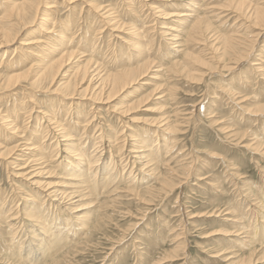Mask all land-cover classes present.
Wrapping results in <instances>:
<instances>
[{
    "label": "rangeland",
    "instance_id": "374dc122",
    "mask_svg": "<svg viewBox=\"0 0 264 264\" xmlns=\"http://www.w3.org/2000/svg\"><path fill=\"white\" fill-rule=\"evenodd\" d=\"M13 1L18 0H0V18ZM42 1L50 3V6L52 3L53 9L49 10L54 12L50 13V19L51 23H55L57 30H61L63 19L71 22L70 29L80 24L81 35L85 32L92 34L94 28L102 31H98L102 35L97 36L94 45L98 50L101 47V52L95 56L90 54L93 62L100 63L102 74H118L120 71L137 68L148 58L155 66L148 72L145 80L149 84L146 85L142 81L127 92H117L110 98L113 102L111 111H107V106L104 105L108 102L106 97V100L102 99V103L98 105L105 107L100 111L102 115L94 121L98 125H93L95 128L91 126L88 135H85L79 144L84 154L85 151L89 153L88 156H91L93 151L102 152L96 157L97 165L93 164L97 167V180L93 174L90 175L92 177L86 185L91 187H83L87 189L83 195L89 196L75 204L73 201L79 197L72 194L71 189H66L65 177L68 174L76 177V165L79 160L64 153L62 145L56 152L55 147L52 148L56 139L50 136L51 132L46 139L38 136V139L44 142L43 150L50 145V152L53 151L57 155L52 156L54 162L49 159L44 165L45 172L34 178L31 174L35 159H28V155L22 157L28 154L22 152V146L27 142L26 139L36 140L31 137L32 129L37 126L35 119L42 121L41 117L49 116L50 110L55 111L56 120L60 124L66 123L65 128L73 125L70 121L76 120L74 113L88 114L92 104L89 98L83 99V95L78 96L76 93V98L60 101L57 94L53 93L56 89L60 90L61 85L69 80L84 61L73 60L71 69L62 72L50 87L49 93L32 88L28 79L22 80L18 84L20 87L17 85L11 91L0 93V111L2 114L13 116L11 119L20 127L18 132L13 134L1 125L0 120V264H242V258L248 257L252 250L258 252L257 258L264 256V142L261 143V153L256 154L252 149L251 151L244 148L245 144L237 142V145L232 139L226 138V131H221L222 127L229 125L238 131L249 132V140L245 141L248 144L250 139L255 137V141L264 140V113L256 116L252 114L256 106H264V68L256 72L252 80L243 82L242 77L247 79L246 72L250 69L251 57L238 67V72L242 68L245 70L241 77L235 71L234 74L222 71L220 73V69L210 71L207 66L201 64L187 68L193 76L188 77L182 74L186 70L181 69V66L191 62L188 58L184 59L183 55H179V58L173 61L166 60L167 55L183 49L208 62L212 61L213 64L209 63L210 68H216L218 63L216 66L215 64L219 61L216 49L219 46L213 45L212 38L206 43L201 42L199 37L186 38L184 33L192 27L197 17L201 16L205 21L208 20L219 34L234 32L236 35H249L250 28L247 25L235 19L232 11L228 13L223 10L232 0H82L72 4L75 11L69 9L71 5L62 3L63 0ZM96 5L100 6L101 10L110 11L118 26L96 16L97 11L93 8ZM174 11L195 16L185 17V21L179 22L169 17L168 13ZM37 17L33 25L22 30L20 39L24 41L14 43L7 48L8 51H0V79H3L5 74L8 75L6 67L12 66L20 73L28 69L31 64L29 62L36 58L33 53H41L34 45H26L35 39H45V32L40 29L45 16ZM88 25L94 27L86 29ZM164 25L174 29L169 31L172 34H184L181 47L171 48L169 37L160 33L165 30ZM117 27L120 28L116 29ZM143 30L153 31L146 34L147 41L141 39ZM61 34L63 38L53 36L57 45L71 39L69 33L61 31ZM149 39L153 42L152 47L146 46L150 42ZM89 40L91 41V38ZM258 45L259 47H255L261 52L260 54L257 51L258 58L264 62V37ZM76 47L73 50L80 54L82 43ZM15 48L18 50L14 53ZM27 50H32L31 55ZM176 59L182 61L180 67H174ZM160 70L164 71V75ZM46 85H49L48 81L43 83V86ZM87 85L88 83L82 85V89L78 88L81 91ZM229 86L238 89V96L250 99L244 103H241V99H231L223 90L229 89ZM170 87L172 92L168 91ZM32 91H35L34 98H29ZM140 95L148 96L144 103L137 102L140 97H144ZM252 97H257V100L254 101ZM70 103L72 109H68ZM246 108L249 109V114ZM91 111L94 113V109ZM167 117H170V123L175 126H172L168 133L164 129L169 127L170 123L167 126L161 123ZM66 119L68 121H64ZM97 127L101 130L99 134ZM22 131L26 139H20ZM107 137L111 138V145ZM135 137L148 140V149H153L152 155L142 161L136 158L135 153L132 154L134 151L130 148V143ZM18 140H22V143ZM115 147L118 148L117 151ZM12 148L15 150L10 154L1 155L5 149ZM112 148L115 150H111ZM112 153L119 156L116 161L118 160L120 166L117 163V166L112 165L108 170L112 181L106 184L107 173L103 174L101 167L109 169ZM64 155L67 158L63 157ZM23 160L25 161L22 162ZM22 167L24 169H20ZM19 171L21 174H17ZM130 176L131 180L136 182L131 190L128 189L131 184L128 183ZM103 177L104 183H101V186L97 184L96 187H99L96 190L94 180L98 183ZM42 182L54 188L43 187ZM165 182L171 186L165 187ZM114 185L119 187V190L112 193ZM17 193L19 196L16 197ZM32 208L39 215L41 227L25 216ZM15 230L17 232L14 233ZM56 238L59 240L53 242ZM229 258L232 259L226 261ZM262 260L259 264H264Z\"/></svg>",
    "mask_w": 264,
    "mask_h": 264
},
{
    "label": "bare ground",
    "instance_id": "6f19581e",
    "mask_svg": "<svg viewBox=\"0 0 264 264\" xmlns=\"http://www.w3.org/2000/svg\"><path fill=\"white\" fill-rule=\"evenodd\" d=\"M62 1V0H61ZM76 1H82V0H63L62 3H65L66 6L71 5L76 2ZM42 2V5H44L43 7L40 6ZM52 2V1H51ZM134 2V1H131ZM56 3V2H55ZM54 3V4H55ZM68 4V5H67ZM49 5V6H47ZM74 5V4H73ZM128 5V4H127ZM130 5V3H129ZM63 6V5H62ZM133 6V5H132ZM40 7L43 9H40ZM61 7V6H60ZM108 7V6H107ZM131 6H129L130 8ZM171 7H176V6H171ZM53 9L52 3L50 6V3H47L46 1L43 2L42 0H22V1H13L10 5H8V10L7 12L0 18V51L2 49H6V51H8V47H10L11 45H13L14 43H19L20 41H24L23 39H20V34L22 33V30L24 31V29L28 28L31 24L33 25V23L36 21V19L38 18L37 16L41 17V16H45L43 18V21H41V23L43 22V24H40V29L41 31L45 32V39L43 41H37L35 39L34 42H31L30 44H26V45H34L35 47H37L41 53H33V56L36 57L34 60L30 61V67L20 73H17L18 71H15V68L11 66V68L6 67L7 71H8V75L7 74H3V79H0V93H4L7 91H11V89H13L15 86H17L19 83H21L22 80L24 79H28L29 83L31 85L32 88H35L37 90H41L43 92H48L50 90V87L56 82V80L62 75V72H67L71 69V62H73V60H77L76 62H83L84 64L80 65L76 71L70 76L69 80L65 83H63L60 87V90L57 91L54 90L53 93L57 94L58 96V100L63 101L65 99L67 100H72L74 98H76V95H83V99L85 98H89L92 101V104L89 106L90 110H88V114H78V113H74L73 116L76 117L75 119H71L70 122L73 123L72 126H70L69 128H65V124H60V122L56 117V113L55 111L50 110L49 116H42L41 120H38V118H36L35 120L37 121V126L34 128V130L32 129L31 131V137H33V140L31 141V139H26L23 136V131H22V136L20 139H26L27 142L24 144L22 152L25 151L26 153L28 152V154H24L22 157H26L28 155V159L29 157H33L35 159V161H33V171H32V176L34 178H37L39 176H41L45 170H46V166H44L46 163L49 162V159L52 160L54 157H56L57 154H55L52 150V152H50V145L46 146V149L43 150V145L44 142H41V139H46V137L48 136V134L51 132L52 134L50 136H52V138L56 139V144H54L53 147H55V151L57 152L60 149V145H62L63 147V152L68 154V156L72 157L73 159H78V165H76L78 168L76 170V177H72L71 175H67L65 178L67 180L66 182V189H71L72 190V194L74 195H78V199L76 201H73L75 203H80L81 201H83L84 199H86L87 195H83L85 189L87 188L86 185L88 182H90V178L92 176H90L91 174H93L94 178L97 180V174L96 171L97 169H95V165L93 166V164L96 163L97 165V159L96 157H98V155L102 154V152L99 153V151L96 153H93L94 148H93V152L91 154V156H88L89 153H87V151H85L86 153L84 154L81 150V145L80 142L83 139V137L85 135H88V130H91V126L96 125L97 123H94V121L97 120L98 117H100L102 114V112H100L102 110V108L105 107H101L98 106L99 104L102 103V99L104 100L106 97V99L108 100V102H105L104 105L107 106V111H111V103H113L110 98L112 96L115 95V93L120 92V93H125L127 92L129 89H131L132 87H134L136 84H140V82L143 81V83L145 82L146 78L148 77V72L152 71L151 68H153L155 65L152 62V60H149V58L147 59V61H145L143 64H140L137 68L134 69H130V70H124V71H120L118 74H110V73H104L102 74L103 70H101V66L98 64V62H93L92 58H90V54L91 55H98L97 53L101 52V47L99 48V50L97 49L98 47L94 46L97 36L102 35L101 32H98L99 30H97L96 28H94V30L92 31V34H87L88 32H85L84 35L79 34V27L80 24L74 25L72 29H70L69 27L71 26V22L69 23V21L67 20H63L62 19V23H61V30H57L55 26V23H51V19H50V13L54 12V11H50L49 9ZM93 8H95L97 12L96 16H99L102 19H107L110 22H114L116 23L114 20L115 16H113L112 13H110V11H104L101 10V7L96 5ZM60 9V8H59ZM64 9V8H63ZM70 10L75 11L74 7H69ZM68 9V10H69ZM83 8H81L82 11ZM42 10V11H41ZM224 12H231L234 15V17H236L235 19L240 20L241 22H243V24L247 25L248 28H250V33L247 36H243V35H236V34H223V33H217L215 32L216 29H213L211 24L209 23L208 20H204L203 17L199 16L197 17L196 21L193 23L192 27L185 32L184 34L189 37H196V38H200L202 39L201 42H208V39L212 38V44L213 45H217L219 46L216 50L218 51V59L219 61L216 62L215 58L217 56H215L214 58V62H216L215 66L217 65L216 68H210L211 66L209 65V63H211L212 61L205 60L204 58H201L199 55L194 56L190 53V52H185L183 49L180 51H175L174 53H171L170 55H167V59L169 61H173L175 58H179L180 56H184L185 58H188L191 62L189 64H185V66H181L182 61H177L175 62V66L174 67H180L181 69L184 71L186 70L185 73L182 72V74L191 77V73L187 70V68H193V65H198L201 64L203 66H207L208 69L210 71H217L218 69H220V73L222 72H227V73H233V71H235L236 73H238L240 76L241 74L244 73V68H242V70L240 72H238V67L240 66V64L242 62H246L250 57H251V62H250V69H248L249 71L246 72V78L242 77L244 80L243 82H248L250 80L253 79V77L255 76V73L259 72L261 69L264 68V62L261 58L259 57V54H257L258 51L257 48L255 49L256 46L259 47V43L262 40V38L264 37V2H261L260 0H249V2H247V0L244 1H239V0H232L224 9ZM56 11V10H55ZM80 11V13H81ZM91 11V10H89ZM68 12V11H67ZM71 12V11H70ZM178 12V11H177ZM172 12V13H168L169 17L172 18L175 21H185L186 19H184L185 17H192L193 15L190 13H185V12ZM56 13V12H55ZM59 13V12H58ZM57 13V14H58ZM157 13V12H156ZM56 14V16H57ZM115 14V13H114ZM167 14V15H168ZM226 14V13H225ZM54 15V14H53ZM220 15V14H218ZM227 15V14H226ZM230 15V14H228ZM55 16V17H56ZM95 16V15H94ZM95 16V17H96ZM147 16V15H146ZM154 16V15H153ZM195 16V15H194ZM231 16V15H230ZM149 17V16H148ZM218 17V16H217ZM223 17V16H222ZM232 17V16H231ZM230 17V19H231ZM40 19V18H39ZM57 20V19H56ZM6 21V23H5ZM119 21V20H118ZM208 21V22H207ZM236 21V20H235ZM3 22V23H2ZM57 22V21H56ZM60 22V20L58 21ZM89 23V22H88ZM93 23V22H92ZM60 24V23H59ZM117 24V23H116ZM152 24V23H151ZM156 24V23H155ZM242 24V23H241ZM53 26L52 28L50 26ZM58 25V24H57ZM56 25V26H57ZM112 25V23H111ZM118 26V24H117ZM143 26V25H142ZM151 26V25H150ZM58 27V26H57ZM94 27V25L90 26L88 25V28L86 29H92ZM103 27V26H102ZM116 27V26H115ZM149 27V26H148ZM120 27H117L116 29H119ZM21 29V30H20ZM105 29V28H104ZM144 29V28H143ZM151 29V28H150ZM156 28H154L155 30ZM163 29H165L164 31L160 32L162 35L164 36H168L169 37V42L172 45L171 48L175 49L176 47H181L182 45V38L184 36V34H172L169 31L174 30L172 27L164 25ZM75 30V31H74ZM61 31H64L66 33H69L71 35V39L67 40L68 42L63 43L60 42V45H57L56 43H54V38L53 36L57 35L59 36V38H63V35L61 34ZM74 31V32H73ZM104 31V30H103ZM152 31V30H151ZM151 31H144L143 30V34H142V38L141 39H145L147 35L149 34ZM105 32V31H104ZM153 32V31H152ZM237 32V31H236ZM240 33V32H239ZM25 34V33H24ZM23 35V34H22ZM161 35V36H162ZM78 36V38H77ZM40 37V36H39ZM38 38V37H36ZM42 38V37H41ZM44 38V37H43ZM91 38V41L89 40ZM149 38V37H148ZM39 39V38H38ZM40 40V39H39ZM182 40V41H181ZM142 41V40H140ZM147 41V40H146ZM150 42L147 43L146 46L148 47H152L151 45H153V42L149 39ZM59 42V41H58ZM82 43L83 48L80 54H78V52H75L73 49H75V47L77 45H80ZM248 43V44H247ZM25 44V43H24ZM168 44V43H167ZM205 44V43H204ZM23 45V44H21ZM98 45V44H97ZM210 47V46H209ZM21 48V47H20ZM77 48V47H76ZM79 49V48H78ZM97 49V50H95ZM18 49H14V53L17 51ZM150 50V49H148ZM160 50V46L159 49ZM207 50V48H206ZM6 51H4V53L6 54ZM28 54L31 55L32 50H27ZM213 51V49L211 50ZM209 51V52H211ZM258 51V52H257ZM216 52V51H215ZM88 53V54H87ZM264 53V52H263ZM207 54V53H206ZM261 54V52H260ZM204 56V55H203ZM207 56V55H206ZM95 58V57H94ZM206 58V57H205ZM96 60V59H95ZM33 62V64H32ZM75 62V63H76ZM213 64V62H212ZM2 65V64H1ZM102 65V64H101ZM8 66V65H6ZM173 67V68H174ZM2 70V67L0 68ZM180 69V68H179ZM179 71V70H178ZM188 71V72H187ZM263 71V70H262ZM5 72V71H4ZM160 73H164L163 70L159 71ZM168 72V69L167 71ZM172 72V71H171ZM175 72V71H174ZM199 72V71H198ZM208 72V71H207ZM234 72V73H235ZM1 73V72H0ZM211 73V72H210ZM226 73V74H227ZM233 73V74H234ZM264 73V71H263ZM202 74V73H201ZM164 75V74H163ZM194 76H196V74H193ZM204 75V74H203ZM216 75V74H215ZM2 77V75H0ZM236 76V75H235ZM243 76V75H242ZM183 77V76H182ZM193 77V76H192ZM201 77V75H200ZM233 77V75H232ZM241 77V76H240ZM260 77V76H259ZM158 77H154V79H157ZM198 78V77H197ZM203 78V77H202ZM239 78V77H238ZM187 79V78H186ZM240 79V78H239ZM238 79V80H239ZM233 80V78H232ZM231 80V81H232ZM248 80V81H247ZM49 85L43 86V83L47 82ZM190 81V80H189ZM201 81V80H200ZM241 81V79L239 80ZM259 82V81H258ZM86 83H88L87 87L83 90L80 91V89H82V85H85ZM146 85L149 84L148 81L145 82ZM144 83V84H145ZM194 83V82H193ZM257 83V81H256ZM199 84V82L197 83ZM19 86V85H18ZM20 87V86H19ZM80 87V89L78 88ZM230 87V86H229ZM175 88V87H174ZM26 90L28 88H25ZM59 89V88H58ZM168 90V89H167ZM171 90H173L170 87V90H168L169 92H172ZM223 90H225V92L228 94V96H230L231 99L233 100H237V99H241L242 102L244 103L246 101H248L250 98L246 97V96H238L239 93L237 92L238 89L235 88H229L226 89L224 88ZM167 91V92H168ZM20 92V91H19ZM35 91H32L30 93H32L31 96H29V98H34V93ZM12 93V92H11ZM77 93V94H76ZM252 93V92H251ZM17 94V93H16ZM35 94V93H34ZM37 94V93H36ZM164 94V92H163ZM162 94V95H163ZM166 94V93H165ZM164 94V97H166V95ZM170 94V93H169ZM15 95V94H14ZM29 95V94H28ZM173 95V93H172ZM36 96V95H35ZM140 96H144V95H140ZM238 96V98H236ZM13 97V96H12ZM148 96H144V97H140L137 102L139 103H144L147 100ZM137 98V97H136ZM172 98V97H171ZM63 99V100H62ZM105 99V100H106ZM134 99V98H133ZM252 99L255 101L257 100V97H252ZM35 105V104H34ZM36 106V105H35ZM67 107V106H66ZM92 107V109H91ZM230 107V106H229ZM257 108L255 110L252 111L253 116L259 115L261 113H264V106L263 105H259L256 106ZM72 103L68 104V109H72ZM94 109V113H91ZM36 110V109H35ZM207 110V109H206ZM247 113L249 114V109L246 108ZM21 112V111H20ZM37 112V111H36ZM9 113V112H8ZM23 113V112H22ZM39 113V111H38ZM237 113V111H236ZM24 114V113H23ZM13 115V114H12ZM20 115V114H19ZM45 115V114H44ZM47 115V114H46ZM208 115V114H207ZM15 116V115H14ZM24 116V115H23ZM191 116V115H190ZM11 118H13V116L9 115H5L2 114V112L0 111V120L2 121L1 125L3 124V127L6 130H10L11 132H13V134L17 133L19 130V126L17 125V122L15 123L14 120H12ZM17 119H19V117L16 116ZM30 118V117H29ZM35 118V116H34ZM67 118V117H66ZM70 119V118H69ZM44 121V122H43ZM64 121H68V119L64 120ZM100 121V120H99ZM98 122V121H97ZM163 124V126H167L168 123H170V117H167L165 119H163V121L161 122ZM254 123V122H253ZM44 124H46L44 126ZM187 124V123H186ZM98 125V124H97ZM172 123H170L169 127H166L164 129V131L166 133L169 132V130L172 129ZM39 127V128H38ZM94 127V126H93ZM162 127V125L160 126ZM175 127V126H174ZM41 128H43L41 130ZM80 128V129H79ZM95 128V127H94ZM92 128V130L94 129ZM98 129V127H97ZM82 130V131H81ZM99 130V129H98ZM81 131V132H80ZM95 131V130H94ZM101 130H99V132L97 134L100 133ZM163 131V130H162ZM221 131H226L225 135L227 136L226 138L228 139H232L233 141L236 142V144L238 145L237 142L241 143V144H245L243 145L244 148L246 149H252V152H255L256 154H258L260 152V147H261V143L264 142V140H257L255 141V139H250V144H248V142L246 143L245 141L249 140V132L246 131H238L237 129H235L233 126H227V127H222ZM92 132V131H91ZM19 134V133H18ZM20 135V134H19ZM38 136H42L41 139H38ZM91 136V135H89ZM104 136V135H103ZM254 136V135H252ZM96 137V136H95ZM133 137V135H132ZM17 138V137H16ZM99 138V137H98ZM108 138V137H107ZM157 138V137H156ZM259 138V137H258ZM54 139L52 141H54ZM101 140V138H99ZM109 141L108 143L111 145V138H108ZM123 139V138H122ZM90 140V139H89ZM128 140V139H127ZM158 140V138H157ZM156 140V141H157ZM237 140V141H236ZM17 141V140H16ZM15 141V142H16ZM19 141V140H18ZM131 141V140H130ZM255 141V142H254ZM14 142V143H15ZM20 142V141H19ZM62 142V143H61ZM101 142V141H100ZM17 143V142H16ZM22 143V140L21 142ZM95 143V142H94ZM101 144V143H100ZM115 144V143H114ZM18 145V144H15ZM56 145V146H55ZM122 145V143H121ZM120 145V146H121ZM124 145V144H123ZM98 146V145H96ZM117 146V145H116ZM122 147V146H121ZM58 148V149H57ZM96 148V147H95ZM107 148V147H106ZM130 148L131 150H133L136 155V158L138 160H143L145 158H148L150 155H152V150L150 151L149 148V141L148 140H143L140 139L139 137H135L133 138L132 142L130 143ZM97 149V148H96ZM114 148H112L111 150H113ZM116 151L118 148H116ZM114 149V150H115ZM15 150V148L12 149H5L4 151L1 152V155H6V154H10L11 152H13ZM122 150V149H121ZM103 151V150H102ZM108 151V150H107ZM110 151V150H109ZM108 151V152H109ZM250 151V153H251ZM121 152V151H120ZM119 152V153H120ZM114 153V152H113ZM111 154V156L113 155L112 159L110 160L109 164H108V168H105V166L101 167V170L103 172V174H106V178H108L106 184H110L112 181V179H110V174L108 173V170H110V168L112 167V165L117 166L118 160L116 161L117 158H119V156L117 157L115 154ZM116 153V152H115ZM261 153V152H260ZM23 154V153H22ZM118 154V153H117ZM264 153H262L263 155ZM16 155V154H15ZM127 155V154H126ZM133 155V156H135ZM17 156V155H16ZM54 156V157H52ZM61 157V156H60ZM65 157V155L63 156ZM32 158V159H33ZM58 158V157H57ZM67 158V156L65 157ZM121 158V157H120ZM125 158V157H124ZM3 159V158H2ZM16 159V158H15ZM33 159V160H34ZM122 159V158H121ZM17 160V159H16ZM135 160V159H134ZM137 160V161H138ZM151 160V159H150ZM5 161V160H4ZM25 160H23L22 162H24ZM53 161V160H52ZM99 161V160H98ZM128 161V160H127ZM126 161V162H127ZM13 162V161H12ZM17 162V161H16ZM54 162V161H53ZM125 162V163H126ZM152 162V161H151ZM18 163V162H17ZM16 163V164H17ZM29 163V162H28ZM121 163V162H120ZM131 164V163H130ZM143 164V163H142ZM7 165V164H6ZM60 165V164H59ZM119 165V163H118ZM17 166V165H16ZM120 166V165H119ZM191 166V165H190ZM193 166V165H192ZM3 167V166H2ZM18 167V166H17ZM113 167V168H114ZM97 168V167H96ZM112 168V169H113ZM152 168V167H151ZM193 168V167H192ZM13 169V168H12ZM20 169H24L23 167ZM74 169H76V167H74ZM145 169V168H144ZM19 170V169H18ZM26 170V169H25ZM24 170V171H25ZM94 171V173H93ZM20 172V171H19ZM30 172V171H29ZM190 172V171H189ZM31 173V172H30ZM133 173V170L131 171V175ZM17 174H21L17 173ZM16 174V175H17ZM234 174V173H233ZM109 175V177H108ZM236 175V174H235ZM20 176V175H19ZM171 176V174H170ZM193 176V175H192ZM15 177V176H14ZM131 177H129V181L128 183H131L130 186L128 187L129 190H131V188L133 186H135L136 182H133V180H131ZM33 178V179H34ZM114 178V176H113ZM169 178V177H168ZM21 179V177H20ZM181 179V178H180ZM183 179V178H182ZM181 179V180H182ZM93 180V179H92ZM36 181V180H35ZM104 177L101 179L98 183H96L97 181L94 180V184H95V189L98 188L96 187L97 184L101 186V183H104ZM115 181V180H114ZM135 181V180H134ZM168 181V180H167ZM92 182V181H91ZM146 182V181H145ZM27 183V182H26ZM89 184V183H88ZM103 184V185H106ZM113 184V183H112ZM112 184L110 186H112ZM166 184V185H165ZM165 187L167 186H171V184L165 182ZM181 185V183H179ZM41 185L43 187L46 188H54V186H48V184H44L43 182L41 183ZM47 185V186H46ZM57 184H55L56 186ZM86 185V186H85ZM14 186V185H13ZM109 186V187H110ZM115 186V188H114ZM113 186V192H117L119 190V187H116V185ZM179 186V185H178ZM40 187V186H39ZM83 187H86L83 189ZM91 187V186H89ZM164 187V186H162ZM164 187V188H165ZM177 187V185H176ZM234 187V186H233ZM101 188V187H100ZM104 189V188H103ZM102 189V190H103ZM108 189V188H106ZM127 189V187L125 188ZM18 190V189H17ZM56 190V189H55ZM59 190V189H58ZM87 190V189H86ZM97 190V189H96ZM95 190V191H96ZM99 190V189H98ZM135 190V189H134ZM149 191H152L150 188H148ZM26 191V190H25ZM54 191V190H53ZM57 191V190H56ZM91 191V190H89ZM133 191V190H132ZM88 192V191H87ZM110 192V191H109ZM21 193V192H20ZM27 193V192H26ZM55 193V192H54ZM93 193V192H92ZM18 194V193H17ZM25 194V193H24ZM23 194V195H24ZM69 194V193H68ZM95 194V193H94ZM107 194V193H106ZM111 194V193H110ZM29 195V194H28ZM47 195V194H46ZM93 195V194H91ZM112 195V194H111ZM164 195V194H163ZM19 196L16 195V197ZM49 196V195H48ZM51 196V195H50ZM89 196V195H88ZM30 197V196H29ZM33 198V196H31ZM60 197V196H59ZM65 197V196H64ZM50 198V197H49ZM57 198V197H56ZM55 198V199H56ZM8 199V198H7ZM21 199V198H20ZM72 199V198H71ZM5 201V200H4ZM34 201V200H33ZM61 201V200H60ZM63 201V200H62ZM68 201V200H67ZM257 201V200H256ZM256 201H254L256 203ZM19 202V201H18ZM45 202V201H43ZM42 202V203H43ZM253 202V203H254ZM5 203V202H4ZM61 204V203H60ZM17 205V204H16ZM72 205V204H71ZM253 205V204H252ZM251 205V206H252ZM257 205V204H256ZM13 206V205H12ZM255 206V205H254ZM20 208V207H19ZM16 209H18L16 207ZM25 211V210H24ZM26 212V211H25ZM16 214V213H15ZM14 214V215H15ZM1 212H0V217H1ZM13 216V214H12ZM23 216V215H22ZM25 216H27L28 219H30L32 222H34V224L39 225V215L37 214V211L32 208L31 210H28L27 213H25ZM19 217V216H18ZM4 218V217H3ZM9 218V217H8ZM7 218V219H8ZM26 218V217H25ZM2 219V218H1ZM16 219V218H15ZM22 219V218H21ZM14 220V219H13ZM29 221V220H28ZM240 221V220H239ZM238 221V222H239ZM4 222V220L2 221ZM8 222V221H6ZM243 222V221H240ZM239 222V223H240ZM11 224V223H10ZM13 224V223H12ZM16 224V222H15ZM33 224V223H32ZM21 226V225H20ZM35 226V225H34ZM40 226V225H39ZM43 226V225H42ZM88 226V225H86ZM241 226V225H240ZM36 227V226H35ZM41 227V226H40ZM39 227V228H40ZM13 228V227H12ZM84 228V227H83ZM8 229V228H7ZM42 229V228H41ZM44 229V228H43ZM86 230V228H85ZM241 230V229H240ZM19 231V230H18ZM242 231V230H241ZM17 232L16 230L14 231V233ZM50 232V231H49ZM53 235V234H52ZM55 235V234H54ZM53 235V236H54ZM249 235V234H248ZM251 235V234H250ZM249 235V236H250ZM16 237V236H15ZM31 237H33L31 235ZM47 237V236H46ZM44 237V238H46ZM13 239H15L13 237ZM38 239V238H37ZM253 238L251 237V240ZM40 240V239H39ZM59 238L53 239V242L58 241ZM244 240V239H242ZM241 240V241H242ZM52 241V240H50ZM240 241V242H241ZM22 242V241H21ZM61 242V241H59ZM20 243V242H18ZM42 243V242H41ZM48 243V242H47ZM51 243V242H50ZM233 243V242H232ZM22 244V243H21ZM245 244V243H244ZM12 245V244H11ZM246 245V244H245ZM22 246V245H21ZM42 246V245H41ZM41 249V248H40ZM45 249V248H44ZM38 250V249H37ZM46 252V251H45ZM50 252V251H49ZM258 252L256 250H252L249 253L248 257H243L241 260L242 264H259L260 260L264 259V256H262L261 258H257V254ZM186 255V254H185ZM1 257V256H0ZM168 258V257H167ZM171 258V257H170ZM236 258V257H235ZM254 258H257V260H254ZM4 259V258H3ZM165 259V258H164ZM232 258H229L226 261L231 260ZM162 260V259H161ZM166 261V260H165ZM240 261V260H239ZM262 262H264V260H262ZM162 263V262H161Z\"/></svg>",
    "mask_w": 264,
    "mask_h": 264
}]
</instances>
